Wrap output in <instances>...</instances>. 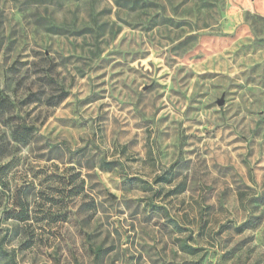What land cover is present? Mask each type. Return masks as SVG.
<instances>
[{"label":"rangeland","instance_id":"374dc122","mask_svg":"<svg viewBox=\"0 0 264 264\" xmlns=\"http://www.w3.org/2000/svg\"><path fill=\"white\" fill-rule=\"evenodd\" d=\"M243 1L0 0V264H264V0Z\"/></svg>","mask_w":264,"mask_h":264},{"label":"trees","instance_id":"16d2710c","mask_svg":"<svg viewBox=\"0 0 264 264\" xmlns=\"http://www.w3.org/2000/svg\"><path fill=\"white\" fill-rule=\"evenodd\" d=\"M33 96V94H30L28 96V98L30 99ZM62 101V98L59 99L58 101H56V103L54 105L59 104ZM15 106L14 102L9 98V96L2 90L0 89V112L2 110H4L5 108H13ZM33 128L29 127L26 124H22L20 125V127H17V129L13 132V135L15 138H18V136L22 139H20L24 144H27L31 141L32 139V135H30V131ZM18 140V139H17ZM187 247L191 250V252H197L198 248H195L191 245H187L186 243H184V246H182V248ZM102 247H96L93 248V252L95 254L96 257H99L102 253ZM9 264H18V262L15 260L14 257H11L9 259Z\"/></svg>","mask_w":264,"mask_h":264},{"label":"crops","instance_id":"0c3cea01","mask_svg":"<svg viewBox=\"0 0 264 264\" xmlns=\"http://www.w3.org/2000/svg\"><path fill=\"white\" fill-rule=\"evenodd\" d=\"M249 4V2L246 0V1H243L242 4Z\"/></svg>","mask_w":264,"mask_h":264},{"label":"water","instance_id":"95a60500","mask_svg":"<svg viewBox=\"0 0 264 264\" xmlns=\"http://www.w3.org/2000/svg\"><path fill=\"white\" fill-rule=\"evenodd\" d=\"M221 103V102H220Z\"/></svg>","mask_w":264,"mask_h":264}]
</instances>
